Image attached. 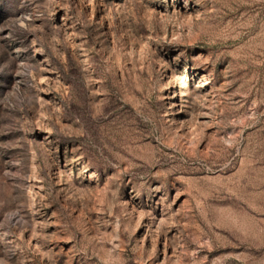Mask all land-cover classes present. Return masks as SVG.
Masks as SVG:
<instances>
[{"label": "rangeland", "instance_id": "1", "mask_svg": "<svg viewBox=\"0 0 264 264\" xmlns=\"http://www.w3.org/2000/svg\"><path fill=\"white\" fill-rule=\"evenodd\" d=\"M0 264H264V0H0Z\"/></svg>", "mask_w": 264, "mask_h": 264}]
</instances>
